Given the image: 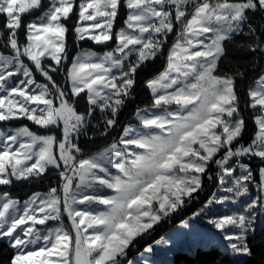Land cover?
<instances>
[{
    "label": "snow or ice",
    "instance_id": "obj_1",
    "mask_svg": "<svg viewBox=\"0 0 264 264\" xmlns=\"http://www.w3.org/2000/svg\"><path fill=\"white\" fill-rule=\"evenodd\" d=\"M121 5L128 11L116 30ZM33 12L39 15L25 23L23 15ZM73 14L75 0H0V44L9 53H0V122L23 118L45 130H0V186L41 180L51 169L62 182L33 193L22 206L0 191V241L14 252L10 264H123L138 239L198 198L205 178L217 191L194 216L214 205L237 206L207 223L231 256H251L248 237L264 216V70L244 100L255 126L250 142L236 88L245 69L234 65L231 74L217 73L221 63H231L229 43L264 57V23H251L256 15L264 18V0H80L77 43L115 46L102 53L80 49L66 67L65 21ZM173 33L164 70L144 82L159 111L137 109L138 128L125 125L118 141L84 156L77 138L90 127L104 137L115 130L138 71L165 55ZM237 36L247 39L237 43ZM55 73H63V85ZM97 110L101 119L93 125ZM254 158L255 173L242 162ZM48 221L56 223L47 227ZM142 264L153 262L145 257Z\"/></svg>",
    "mask_w": 264,
    "mask_h": 264
},
{
    "label": "trees",
    "instance_id": "obj_2",
    "mask_svg": "<svg viewBox=\"0 0 264 264\" xmlns=\"http://www.w3.org/2000/svg\"><path fill=\"white\" fill-rule=\"evenodd\" d=\"M79 2L80 0H75V13L71 16V19L65 21L68 32L66 34V40L68 45V59L65 61L66 67L71 64L72 58L77 54L80 49H91L98 53H102L106 50H110L111 47H114V41L108 42V48H105L103 45L94 44L92 41L84 40L77 43L75 40V33L73 31L76 22L78 20L79 12ZM45 5H47V0H44ZM127 9L121 5L119 9L118 18L114 23L116 30H119L124 27V21L127 16ZM39 12H33L31 15L24 14L23 20L27 23L30 19H34L35 16H38ZM251 23L259 27L261 23H264V18H261L259 15L252 17ZM4 17L0 16V30H3ZM246 30V29H245ZM175 34H170L167 39V44L164 49V56L158 57L152 62H148L147 65L141 68L138 71L136 77V83L133 89V98L128 100L119 115L118 126L111 132L107 137L99 135V127H90L86 136H80L77 138L76 143L82 150L84 156H89L96 151L102 149L106 145L113 142V140H119L120 135L122 134L123 127L125 125H139V122L134 120L135 112L137 109H144L152 107L153 101L152 96L149 90L145 87L144 82L149 78H152L158 75L161 71L164 70L166 65V55L168 48L171 47L175 40ZM264 39V36L261 37ZM21 43L25 42L24 30L21 29L20 37ZM246 37L237 36V43L241 41H246ZM0 53L5 55L9 54L8 50L4 48L3 44H0ZM228 55L229 61H225L220 65V71L218 75H223L226 71L231 74L233 71L234 65H238L240 68L245 69V74L243 79L237 77L236 79V88L241 97V112L244 116L245 121L247 122V132L245 133V142H250L253 132L255 131V126L251 119V109H245L244 100L246 99V91L249 86L254 85V80L258 78L262 70H264V57L253 56L251 53L244 51L243 49L238 48L235 44H228ZM253 61L258 62V66L253 69L251 64ZM27 62V61H26ZM48 63V61H45ZM30 63V62H28ZM54 78L61 85L64 84V75L63 73L53 74ZM36 79L40 83H44V80L39 74H36ZM76 107L79 111H84L85 101L80 100ZM101 119V114L97 110L96 118L92 121L93 125H97ZM28 126L29 129L38 134H45V130L39 128L31 121L26 119L12 120L8 122H0L1 130L15 129L21 126ZM102 127V125H100ZM58 137L60 132L56 131L55 133ZM243 163L249 164L255 173L259 161L257 159L252 160H243ZM214 174V170H213ZM258 179V177H257ZM61 179L58 174V170L51 169L49 170L41 180H36L31 183L29 182H14L10 186H0V191H8L10 195L17 199L19 202L27 200L35 192L47 193L50 188H59L61 185ZM217 186L215 183H210L207 178L204 180V191L199 194L198 198L192 200L186 207L173 213L171 217L162 220L155 230L144 237L143 239H138L136 241V246L131 248L127 252L126 258L123 260V264H128L130 259L135 255L141 253L145 247L153 245L157 240L162 238L170 230L178 228L183 222L188 221L191 216L198 212L207 200L212 196V193L215 192ZM53 222L46 224L47 227L51 226ZM45 227V226H44ZM248 245L251 249V256H246L241 259L239 262L231 257V255L222 250L218 245L212 244L206 247L197 246L191 252H185L181 250H176L172 253L169 264H264V226L256 227L255 234H249ZM14 255L13 250L8 247L7 241H0V264H10V259Z\"/></svg>",
    "mask_w": 264,
    "mask_h": 264
},
{
    "label": "rangeland",
    "instance_id": "obj_3",
    "mask_svg": "<svg viewBox=\"0 0 264 264\" xmlns=\"http://www.w3.org/2000/svg\"><path fill=\"white\" fill-rule=\"evenodd\" d=\"M83 23L90 24L92 22L87 21ZM254 86L255 85H253V87ZM172 107L175 108V105H173ZM144 109L148 110L149 112L159 111L157 109H153V107L144 108ZM134 120H136L135 117ZM133 126L137 128L139 127V125H133ZM3 131L7 132L8 130H3ZM234 170L237 172V174H239L238 168ZM257 192H258V188L255 185H252L250 188V195L254 197L257 194ZM23 202H20L21 206L23 205ZM239 203H242V201L238 202V204ZM77 207H83V205H78ZM230 207H237V206L214 205L212 206L211 210L207 212V214H201L198 217L194 215L191 216L188 221H185L187 222L188 227H184L183 225L185 222H183L178 228L170 230L162 238L157 240V241L163 240L166 242L165 244L158 245L156 244V242L153 243V245H151L154 249L152 253H144L143 250L141 253L135 255L132 259H130L128 264H142L143 258L145 257L150 259L153 262V264H169L171 255L176 250L191 252L197 246L206 247L212 244L218 245L222 250L227 252L225 248V241H223L220 234L214 228H212L211 225L207 223V219L212 216L223 214L226 210H229ZM63 220L65 226L70 229L71 226L67 220L66 215L63 217ZM49 222H53V221H48L46 222V224H48ZM55 223L56 222H53V224H51V226L49 227H52ZM258 226H264V216H261L258 219L256 227ZM36 228L43 230L45 227L44 225H37ZM231 257L236 261V263L244 258V257H233V256Z\"/></svg>",
    "mask_w": 264,
    "mask_h": 264
}]
</instances>
